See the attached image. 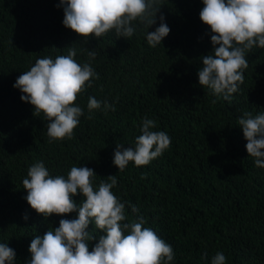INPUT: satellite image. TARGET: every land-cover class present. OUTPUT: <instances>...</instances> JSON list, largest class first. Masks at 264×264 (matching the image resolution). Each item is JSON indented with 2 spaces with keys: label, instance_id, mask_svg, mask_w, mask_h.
I'll return each instance as SVG.
<instances>
[{
  "label": "trees",
  "instance_id": "obj_1",
  "mask_svg": "<svg viewBox=\"0 0 264 264\" xmlns=\"http://www.w3.org/2000/svg\"><path fill=\"white\" fill-rule=\"evenodd\" d=\"M58 3L0 0V243L15 250L16 264L31 258L35 235L76 215L45 218L26 202L22 181L39 161L53 176L66 177L73 165L92 168L94 190L115 175L111 191L125 204L122 223L143 217L142 227L172 246L171 264H211L217 252L225 264H264V168L254 165L238 125L247 112L264 113V48L246 52L244 80L225 100L198 83L200 57L212 51L209 26L199 18L202 0H159L149 29L137 19L131 38H119L113 29L96 39L66 28ZM161 14L170 32L151 47L146 32L159 26ZM70 48L98 78L73 102L83 115L72 138L49 142L43 113L33 114L13 84L38 58L55 59ZM90 96L114 104L115 111L103 110L102 103L90 113ZM145 118L156 122L152 131L167 133L170 145L149 164L130 161L118 171L112 162L116 144L134 147ZM74 199L82 205L86 197ZM87 230L95 237L91 251L102 233L92 222Z\"/></svg>",
  "mask_w": 264,
  "mask_h": 264
},
{
  "label": "clouds",
  "instance_id": "obj_2",
  "mask_svg": "<svg viewBox=\"0 0 264 264\" xmlns=\"http://www.w3.org/2000/svg\"><path fill=\"white\" fill-rule=\"evenodd\" d=\"M159 0H59L63 9L62 24L75 33L88 38L103 36L115 30L119 38H131L135 28L133 21L145 23L148 29L156 23ZM200 20L209 26L208 34L212 51L201 56L198 83L207 87L213 95L229 100L238 92L244 80L243 70L248 67L246 52L254 46L264 48V0H202ZM154 31L146 32L147 44L156 47L168 36L170 28L165 16ZM75 49L67 55L38 58L29 70L21 72L13 88L20 91L21 101L33 106V114L43 113L47 121L49 142L71 139L74 128L83 115V109L73 102L78 93L91 87L92 78H98L90 63H78ZM94 58L96 52L88 51ZM115 111V105L95 97L88 98L87 108ZM152 119H143L140 135L134 147L116 144L113 164L123 171L129 162L143 166L160 156L170 145V137L164 131H152ZM238 125L247 143L245 148L254 158V165L264 168V113L253 117L250 112L238 118ZM96 173L87 166L73 165L67 176L50 175L43 161L31 165L23 188L24 199L38 214L47 218L52 214L76 213L71 218H61L59 225L35 235L29 244L31 258L25 264H171L174 252L170 244L148 227H142L143 217L136 222L125 221V204L111 191L117 184L115 175L108 181L101 180L94 190ZM86 199L78 205L77 194ZM133 212L138 209L131 206ZM25 221L27 215L22 217ZM92 222L101 230L98 242L89 251L88 226ZM226 256L217 252L211 264H225ZM0 264H16V252L7 243H0Z\"/></svg>",
  "mask_w": 264,
  "mask_h": 264
}]
</instances>
